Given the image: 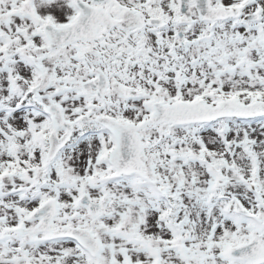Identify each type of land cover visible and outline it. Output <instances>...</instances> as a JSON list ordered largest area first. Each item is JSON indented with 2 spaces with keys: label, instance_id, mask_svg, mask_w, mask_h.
<instances>
[{
  "label": "snow or ice",
  "instance_id": "snow-or-ice-1",
  "mask_svg": "<svg viewBox=\"0 0 264 264\" xmlns=\"http://www.w3.org/2000/svg\"><path fill=\"white\" fill-rule=\"evenodd\" d=\"M0 264H264V0H0Z\"/></svg>",
  "mask_w": 264,
  "mask_h": 264
}]
</instances>
